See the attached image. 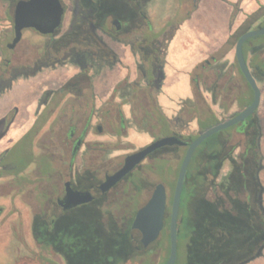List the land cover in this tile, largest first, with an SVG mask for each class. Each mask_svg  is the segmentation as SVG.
I'll list each match as a JSON object with an SVG mask.
<instances>
[{"label":"rangeland","instance_id":"374dc122","mask_svg":"<svg viewBox=\"0 0 264 264\" xmlns=\"http://www.w3.org/2000/svg\"><path fill=\"white\" fill-rule=\"evenodd\" d=\"M161 1L154 0L153 5L146 11V14L152 21V35L156 34L155 36L163 41L161 52L155 55V65L159 67L158 78L154 80L157 84L155 87L152 84L146 86V80L143 78L139 66L147 67L149 64L144 63L138 53L130 50L129 43L119 44L104 37L101 32H98V35L104 38V40L105 38L106 40H110L107 43L112 44L115 48L116 51H113L116 54L118 63H115L112 68L101 67L97 70L92 69L89 72L93 90L92 98L93 100L95 99V110L101 109L107 99L112 96L114 104L120 108V113L122 114L120 119L124 118V124L119 127L117 123H113V131L111 125L103 123L102 133L88 135V140L101 142L104 150L106 149V151H101L99 156L94 155L92 160L90 161L89 159L88 161L92 168L88 172V179L93 183L102 182L105 172L109 174L115 172L121 166L123 158L127 154L137 151L153 140L168 135L171 132L177 133L185 139L197 136L200 131L207 128L201 129L198 123L199 117L209 123L211 121L215 123L224 121L241 111L251 97L250 88L239 72L235 60L234 49L238 31H232L220 44L218 50L216 49L217 51L213 54L215 59L209 55L206 57V60H209L208 64H204V60L198 67L195 66L190 72L189 78L188 73L185 70L181 71V69L185 67V62L190 60L189 56H193L194 53L200 54L207 48L208 44L206 43L208 41L205 39L207 35L205 34V28H203L204 25L199 23L196 26L195 23L189 22V15L195 9L190 11L192 7L191 1L190 7L188 6L187 9L176 16L173 21L174 26H169L167 23L164 25L167 19L173 20L172 17L175 15L177 0ZM11 3L12 0H0V40H3V42H10V34H7L6 30L11 27L10 13H13ZM238 4L239 0L238 3H231V6L233 8L234 6L238 7ZM255 10L257 16L260 13L259 19L263 21L264 6L259 5ZM187 13L189 15L183 19ZM235 15H237V12ZM68 17L69 11L62 23L61 31L67 29ZM229 23L230 25L232 23L231 17ZM251 23L252 20L247 18V20L243 21L242 26L245 27ZM164 30L165 32L163 33ZM41 39V35L26 28L22 31V39L16 46L15 52H20L23 48L26 53L25 56L27 58L31 57V53L35 52L36 47L40 45L38 42ZM187 39L192 45L188 42L187 48H182L181 45ZM128 40L134 41L135 49L140 46L138 32L133 34ZM256 41L262 43L264 56V35L249 37L243 46L244 58L251 73L252 66H250L247 58V51H250L252 44ZM141 44L143 45L144 43ZM4 49L0 46L1 52ZM168 50H171L172 53H168ZM120 55L126 56L125 60L123 59L122 61ZM203 64L205 65L204 68L202 67ZM216 66H220L221 72H223L222 77L219 79L216 78ZM43 71H46V74H43V80L46 83L54 79H63L67 73L77 74L79 72L76 65L69 61L64 62L63 65L56 69ZM122 72H126V76L122 77L118 81L120 83L116 85L115 82ZM166 76L169 80L168 86L163 88L161 82ZM23 79L25 82L28 81V77ZM123 80L125 82L137 81L139 86L132 89L128 85H125L117 90V88L122 86ZM255 81L261 91L260 102L256 110L260 126V134L256 145L260 156L256 176L260 184L259 199L264 209V76L255 78ZM48 84H46V88L50 87L47 86ZM112 84L116 88L110 94H107ZM15 85L19 86L18 83H15ZM13 86L12 89L15 90ZM52 86L58 85L54 83ZM121 92H123L122 95L120 94ZM67 95H65V98L68 97ZM145 114H150V116ZM160 114L165 117L166 124L159 123L161 122L159 121ZM212 116L214 119L217 118L218 121H215ZM119 128H123V132ZM217 134L220 142H222L223 147L220 146L222 152H225L227 155L230 153V156L234 158L237 164L241 163L240 156L248 145L245 139L246 134L239 133L235 127L227 131H218L215 135L217 136ZM210 138H206L204 144L198 145L199 150L207 147L206 144H208ZM185 151V146L174 147L161 150L154 156L143 160L130 175L120 180L113 189L105 194L104 207L101 209L109 210V213L106 217L102 218V222L107 224L108 218H112L120 225L126 224L134 217L136 210L149 199L155 185L158 183H162L165 186L167 194L170 195ZM34 152V149L30 150V142H27L23 145L21 144L15 153L18 155V162L23 166H28L32 164L30 163L31 154L33 155ZM202 159L203 162L206 160L205 155H200L197 158L201 165H203L201 163ZM251 159L253 158L249 157L250 161ZM157 165L162 166V169L157 170L155 167ZM77 166L78 168L82 167L79 159L77 160ZM231 169L232 162L228 157L222 161V166L219 169L215 182L222 181ZM206 176L207 178H204V187L210 188L211 176L208 173ZM4 191L5 189L2 184L0 186V208L2 209L0 212V264H12V260L17 259L22 254L31 257L41 253L39 249L41 245L36 243L30 231L32 216L30 212L37 214L42 210H46V208L45 205L41 207L35 202H33V208H28L25 204L17 201L10 203L5 197ZM210 192L211 189H209V195L211 194ZM157 241L152 245L156 249H160L159 246L163 248L164 246H168L167 241H164L163 244H160V239ZM263 251L264 246L258 250L255 258L245 260L242 264H264ZM177 255V264H183L185 261L183 246L179 247V250L177 249ZM49 257L57 264H64L59 256L51 255ZM152 257L157 259L155 256ZM259 257H262L261 260L263 262L261 260L255 261ZM140 258H143L142 253L138 254L135 258L137 264L143 263V260Z\"/></svg>","mask_w":264,"mask_h":264},{"label":"flooded vegetation","instance_id":"af4514ba","mask_svg":"<svg viewBox=\"0 0 264 264\" xmlns=\"http://www.w3.org/2000/svg\"><path fill=\"white\" fill-rule=\"evenodd\" d=\"M17 1L12 0L11 27L6 30V33L10 34V42L14 37L13 14ZM162 1L166 2V0ZM190 1L193 7L196 6L198 0H177L173 20L167 19L164 25L167 23L169 26H174V19L188 8ZM60 2L64 12L61 24L54 33L41 34L28 28L41 35L42 38L39 40L40 45L36 47L35 52L31 53V57L25 56L23 48L20 52H15L16 46L22 39V34L19 41L12 47L8 46L10 42L0 40L1 48L5 47L4 51H0V89H11L17 79L33 76L43 70L56 69L67 61L76 65L79 70L77 74L71 75L66 82L42 90L32 109V115L18 117V108L13 107L8 114L0 117V139L8 136V146L0 152V186L2 184L4 186L5 197L10 203L21 202L28 208H33V202L41 207L45 205L46 210L37 214H41L45 218H52L57 224L75 216L106 217L109 210L101 209L104 207L105 194L117 185L106 192H101L99 188L101 182L93 183L88 179V172L92 169L88 162L89 159L91 161L94 155L99 156L100 152L104 150L101 142L88 140V135L102 133L103 123L111 125L113 131V123H117L119 127L124 124V118L120 119L122 115L120 108L114 104L112 96L107 99L101 109L95 110L89 72L101 67L112 68L115 63H118L116 54L104 38L98 35V32L119 44L129 43L130 50L138 53L143 62L149 64L147 67L139 66L142 76L146 80V86L152 84L155 87L157 85L154 80L158 78L159 67L155 65V55L161 52L163 43L155 36L156 34L152 35V21L146 14L154 0H60ZM68 11V27L61 31ZM136 32H138L140 43L137 49H135L134 41L128 40ZM257 46L263 47V45ZM220 68V66H216L217 79L223 75ZM125 85L132 89L139 86L137 81H124L117 90ZM115 88L116 86L113 91ZM120 94L122 95L123 92ZM65 95L68 97L65 98ZM242 122L235 125L239 128ZM119 130L123 132V128H119ZM245 133H248V130ZM172 134L179 136L174 132L168 135ZM27 142H30V150L34 149L35 152L33 155L31 154L30 163L32 164L23 166L18 162V155L15 152L21 144ZM78 159L82 163L81 168L77 166ZM106 175L109 173H104L103 180ZM67 188L83 192L89 191L92 200L64 208L63 199L66 196ZM30 214L32 215L30 222L32 234V220L36 214L32 212ZM158 238L145 249L136 250L138 254L146 252L143 253V256L145 254L148 257L140 259L147 260V264H164L166 249L162 246H159L160 249L152 246ZM63 245L59 242L53 249L49 247L46 250L39 246L41 253L31 256L30 260L57 264L49 257L52 255L59 256L64 264H67L66 248ZM27 259H29L28 256L22 254L12 260V264L16 262L25 264Z\"/></svg>","mask_w":264,"mask_h":264},{"label":"trees","instance_id":"16d2710c","mask_svg":"<svg viewBox=\"0 0 264 264\" xmlns=\"http://www.w3.org/2000/svg\"><path fill=\"white\" fill-rule=\"evenodd\" d=\"M236 12L237 6H234L231 18ZM188 15L189 13L183 19ZM256 16L257 13L254 12L247 18L254 20ZM260 52L261 49L253 50L255 54ZM250 66L255 78L264 76V60L253 61ZM250 92L251 97L245 106L252 100L251 89ZM256 110L243 120L241 126L239 125L241 128L233 125L223 129L227 131L235 127L241 134H246L245 139L248 145L240 156L241 163L237 164L229 152L228 155L222 152L220 147L222 142L218 134L215 135L216 133L210 136L207 147L199 150L197 146L191 157L183 181L177 221V249L183 246L185 250L183 264H239L255 258L258 250L264 246V209L259 199L260 184L256 176L260 157L256 146L260 134ZM150 114L145 115L150 116ZM159 118L161 121L159 123L166 124L162 114ZM198 123L201 129L215 124L212 121L210 123L203 121L200 117ZM246 130L248 133H245ZM195 137L187 140L180 138L191 142ZM205 141L206 139L200 145ZM174 147L179 146L159 148L148 157ZM200 155H205L206 158L203 162L202 157L203 165L197 160ZM228 157L232 162V169L222 181L215 182L222 161ZM249 157L253 159L250 161ZM155 167L157 170L162 169V166ZM207 173L211 176L210 188L204 187V178H207ZM209 189H211L210 195ZM172 194L173 190L170 195H167L164 226L158 238L161 241L160 244L164 241L168 244L164 246L166 249L164 263L169 253L168 227ZM108 219V223L104 224L99 217L75 216L57 224L52 218L36 214L32 220V237L44 250L49 247L53 249L59 242L63 243L66 248L67 264H135L138 252L132 245L133 218L123 225L112 218ZM143 253L146 252H142V255ZM143 257L145 259L148 255L144 254ZM28 258L25 264H46V261L40 263L30 260L31 257ZM144 259L142 264H147V260ZM177 262L178 258L174 264Z\"/></svg>","mask_w":264,"mask_h":264},{"label":"water","instance_id":"95a60500","mask_svg":"<svg viewBox=\"0 0 264 264\" xmlns=\"http://www.w3.org/2000/svg\"><path fill=\"white\" fill-rule=\"evenodd\" d=\"M63 12L64 8L60 0H18L15 4L13 14L14 37L8 46L12 47L18 42L22 30L26 28H32L41 34L54 33L61 24ZM255 35H264V27L248 30L242 33L237 38L234 49L238 69L252 90L253 97L247 106L230 118L215 123L214 125L207 127L205 130L200 131L191 142L184 141L179 136L173 134L153 140L151 143L137 151L127 154L124 157L122 166L115 172L106 175L104 180L99 184L101 192H106L122 180L155 150L165 146H186V151L177 172L172 194L168 227L169 253L164 264H174L177 258V221L180 196L185 173L196 147L212 134L233 126L238 122H242L258 108L261 91L247 66L243 54L244 42L249 37ZM205 62L208 63L209 60H206ZM66 192V196L63 199L64 208L73 207L92 200V195L89 191L83 192L67 188ZM167 195L165 186L162 183H158L155 185L149 199L136 210L131 225L133 232L132 245L136 250L145 249L150 243L158 238L164 226V215L168 199ZM239 264H242V262Z\"/></svg>","mask_w":264,"mask_h":264},{"label":"crops","instance_id":"0c3cea01","mask_svg":"<svg viewBox=\"0 0 264 264\" xmlns=\"http://www.w3.org/2000/svg\"><path fill=\"white\" fill-rule=\"evenodd\" d=\"M236 2H238V0H198L195 9L189 15V22L195 23L196 26H198L199 23H202L204 25L203 28H205V34L207 35L205 39H207L208 42L206 44L208 45L207 48L204 49L200 54L194 53L193 56H189L190 60L185 62V67L182 68L181 71L185 70V72H187L189 76L193 68L195 66L198 67L202 61L206 60L207 56L210 55L212 56L211 58H214L213 54L218 50L220 44L225 40L226 37L229 36V34H231L232 31H238L237 36L239 37L242 33L248 30L264 27V20L261 21L259 19L260 13H258V16H256V18L252 20L251 24L246 25L245 27L242 26L243 21H245V19L247 20V17L254 13L256 11L255 9L259 5L264 6V0H239V4L237 7V15L231 18L232 23L230 25V17L232 16L233 11L231 3L234 4ZM187 40L184 41L181 45L182 48L186 49L188 42L191 44V42ZM105 41L106 43L110 42V40H106V38ZM257 45L261 46L262 43H260L259 41L254 42L250 51H247V58L249 60L250 65L253 63V61L261 62L264 59L262 51V53L260 52L261 55L253 53V50H263V47H258ZM108 46H110L112 50L116 51L112 44L109 43ZM168 53H172V51L168 50ZM125 58L126 56H121L122 61L123 59L125 60ZM45 72L46 71H41L40 73H36L33 76H28V81L26 82L23 81V78L17 79L12 84V86L14 85L13 88L16 90V92L12 88L10 90L9 88H1L0 117L8 114L13 107L18 108V117L32 115V109L34 108L38 95L42 90L46 88L47 83H49L47 86H52L54 83L60 85L68 77L73 75L67 73V75H65L63 79H54L46 83L43 80V74H46ZM120 75L119 78H117L118 80L115 82V84H117V82L120 81L122 77L126 76V72H122V74ZM168 81V77L166 76V78L162 80L161 86L163 85V88L167 87ZM15 83H18L19 86L17 87ZM113 85L114 84H112L107 94H110L112 92L114 88ZM215 120H217V118H215ZM7 146L8 136L6 135L0 139V152ZM261 258L262 257H259V259L256 258L255 261L261 260Z\"/></svg>","mask_w":264,"mask_h":264}]
</instances>
